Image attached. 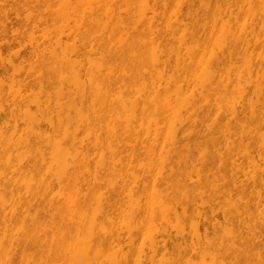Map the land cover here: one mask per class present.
Masks as SVG:
<instances>
[{
	"label": "bare ground",
	"instance_id": "bare-ground-1",
	"mask_svg": "<svg viewBox=\"0 0 264 264\" xmlns=\"http://www.w3.org/2000/svg\"><path fill=\"white\" fill-rule=\"evenodd\" d=\"M6 1L0 0V71L5 72L3 77L10 76L6 78L10 81L9 85L6 83L7 88L3 84L5 77L2 78L4 80L0 78V90L5 88L2 91L5 94L1 91L0 94L3 97H7L8 92L11 94L7 97L8 101L3 99L5 106L10 104L11 109L7 108L9 111L6 112L0 98V120L4 118L0 122V235L3 241L8 236L7 247L2 243L0 245V264H168L169 260L174 264L179 259L182 264H264V207L260 204L264 200L261 195L264 196V155L261 157V154H257L259 146H244L241 143L244 137L241 135L251 136L253 133L254 137L257 135L264 140V132H257L259 136L251 132L264 126V98L262 102L258 101L259 97L256 101L247 100L251 114L244 117L245 104L234 97L228 99L223 94L219 95L220 85L216 86L219 97L212 103L213 120L220 121L219 135L223 136L226 146L210 150L204 144L202 154H207L200 157L201 163L198 159L195 161L185 146L180 149L176 146L185 136L189 139L201 133L181 132L182 128L179 131L180 128L176 126L162 131L156 125L181 108L188 109V118L195 122L198 108L196 91L198 87L202 90L204 87L200 82L217 81L223 84L231 80V74L236 79L239 76L236 68L231 69L229 75L220 74L218 68L207 69L213 61L220 65L219 57L214 53L207 55L205 50L198 49L196 51H200V55L187 51L177 53L179 67H174L175 73L167 78L165 86H157L162 76L159 68L164 67L159 50L162 44L157 42L163 31L155 28L157 20H165L166 17L171 24L181 26L184 33L191 28L179 17L183 8L187 17L198 13L192 9L193 1H199L206 8L215 1L218 17L234 16L233 11L225 9L224 2L218 3L219 0H190V3L189 0ZM135 8L139 12H134ZM21 10H24V15L20 14L23 12L19 13ZM131 11L140 16L132 15ZM226 22L221 21L223 28ZM40 23L43 28L47 24L48 27L56 26H51L54 34L51 28L52 31L47 27L48 31L41 29ZM134 23L141 27L144 36H137L144 39L154 67L156 76L152 88L145 83L147 73L141 72L149 62L145 60V64H142L147 53L144 55L136 47L123 52L124 47L130 48L126 42L130 37L127 32L134 30ZM194 23L200 27L202 21L196 20ZM93 26H101L103 30L109 27L126 30L125 36L119 39L121 51L112 49V42L107 36L96 46ZM201 26L203 28L204 24ZM233 26L237 30L233 45L244 57L254 60L256 66H264V49L255 48L254 20L237 15L234 16ZM37 29L41 30V36L35 34ZM261 29L264 30V22ZM27 30L30 33H25V36L30 34L29 38L24 36ZM56 31L60 36L53 42L51 38L54 39ZM63 33L65 42L62 40ZM23 38L24 41L21 40ZM42 40L48 43H44V46ZM179 40L183 42L184 36H180ZM3 46H11L8 48L9 55L2 54ZM26 47L28 50H25ZM197 54L203 62L198 61ZM238 55L239 52L236 56L230 53L223 64L237 67L234 60ZM43 61H47L49 67H54L52 69H55L56 76L42 72L39 67H42ZM188 61L192 62L193 67L187 66ZM6 67H11L10 74L8 72L6 75V69L9 70ZM113 67L121 68L115 71ZM123 67L131 68L126 70ZM133 81L140 84L133 91H126V84ZM251 82V74L247 82L238 79L236 92L245 94ZM24 90L29 91L25 94ZM100 90L105 98L114 94L119 96L121 112L118 117L121 121L125 118V130H128L126 122L131 119L140 125L144 120L155 124L153 130L147 128L143 134L145 149L140 150L125 140L132 136L137 139L139 131L129 136L124 131L115 130V123L110 124L100 138V135L91 132L93 124L89 122L86 133L80 136V120L89 118V110L96 106L92 95ZM199 94L200 99L204 100L202 91ZM253 118L256 119L253 122L257 123V128L254 127L256 124L249 127ZM259 121L261 124H258ZM182 122L179 121L180 125ZM235 128L241 130V135L238 133L240 130L234 132ZM235 133L239 134V139ZM92 138L94 144L91 143ZM95 142L103 143L105 148L95 149ZM238 145L241 147L235 148ZM248 145L252 149L257 147L256 153L253 154ZM261 151L259 153H263ZM241 152L252 153L254 157L244 156ZM242 155L247 158H243L241 164L238 161ZM233 156L236 158L232 159ZM143 158L150 160L145 174ZM246 160L248 164L244 163ZM194 162H198L200 167ZM208 163L215 166L214 170L204 173L202 168H209ZM245 164L250 168L247 171L243 170ZM57 167L59 171L54 175L59 189L54 192L55 181L47 176L52 178L50 170ZM259 174L263 176V181L259 179ZM194 175L196 179H192ZM249 185L253 193L251 189V192L246 190ZM254 185L255 188L260 186L263 192L258 188L254 190ZM21 190L24 192L21 193ZM233 192L236 196L239 194L241 199L231 196ZM246 193L254 194L255 198L252 194L247 198ZM220 194H226L229 198H223ZM218 195L220 201L216 197ZM207 197H211L207 199L209 202L203 199ZM225 199H228L227 202ZM211 200L220 204L219 209L215 207L218 210L208 209ZM200 201H204L209 214L204 211L207 210L205 208L201 211L204 204L196 207ZM241 201L243 204L246 202V207ZM193 202L197 203L195 207H192ZM250 204L251 207L254 204L253 210L246 213L251 209ZM177 205L181 212L177 211ZM243 208L245 211L248 209L245 215L241 213L244 212ZM219 216L222 221L218 219ZM184 224L189 228L188 232L184 231ZM125 238L128 243L124 242ZM170 246L174 252L167 249ZM157 256L159 259L155 260Z\"/></svg>",
	"mask_w": 264,
	"mask_h": 264
},
{
	"label": "rangeland",
	"instance_id": "rangeland-1",
	"mask_svg": "<svg viewBox=\"0 0 264 264\" xmlns=\"http://www.w3.org/2000/svg\"><path fill=\"white\" fill-rule=\"evenodd\" d=\"M7 2H10V1H6V3ZM213 2V3H212ZM211 3H212V6L211 7H209V8H206L205 6H202L201 4H200V2L199 1H193L192 2V4H193V6H192V9H193V11H195V12H198L197 14H193L191 17H187L185 14H184V12H185V8H183V11L181 12L182 13V15L179 17V20L180 21H182L183 23H185V24H187V26L188 27H190L191 28V30H188V31H186V32H184L183 33V31H182V27L180 26V27H178L177 25H175L174 23L173 24H171V22H169V20H168V18L166 19V17H164L165 18V20L164 19H158L157 20V23H156V25H155V28H157L158 30H162L163 32H162V37H159V39L157 40V42H161V44H162V46L159 48V50H160V52H161V59H162V61H164V67L162 68V67H160L159 68V70H161V73H162V76H161V80H160V82H158L157 84V86H160V87H163V86H165V82H166V80H167V78L169 77V76H171V75H173L174 73H175V70H174V67H179V66H177V62H176V54L177 53H182V54H184L186 51L187 52H198L199 53V55H200V51H196V50H202V51H206V53H207V55L208 54H210V53H214V54H216L218 57H219V60H220V65L219 64H217L216 63V61H213L211 64H210V66L209 67H207V69L208 68H211V69H213V68H218L217 70L218 71H220L219 73L220 74H222V75H229V72H231V69H235L236 68V70H237V73L239 72V76L237 77V79H236V77H233V76H235V75H230L229 76V78H231V80L229 81V82H227V81H225L224 83H227V84H222V83H216V82H205L204 83V81L202 82H200V84H204V87H203V90L201 89V88H197V91H196V95H197V101H196V106L198 107L197 108V111H196V119H195V122H193V121H191V119H189L188 118V116H187V111H188V109H186V108H181L179 111H177V112H175V113H171L169 116V118L168 119H165V120H160V121H158L157 122V124L156 125H158V127H160L159 129L160 130H162V131H166V128H173L174 126H176V127H178V128H180L179 129V131L181 130V128H182V130H181V132H196V133H201L198 137H196L195 135L194 136H192V137H190L189 139H187L186 137L187 136H185L182 140H180V142L176 145V146H178L177 147V149H180V147H183V146H185V148H187L188 150H189V152L190 153H192L193 154V156H194V158H195V161H197V159H198V162H199V159H202V158H200V157H202V156H204L205 154H207V153H204V154H202V152H203V148H205V146H206V148L207 149H214V148H223L224 146H226L225 145V143H224V141H223V136L221 137L220 135H219V133H220V127H221V124H220V121H214L213 120V117H214V108H213V105H212V103L214 102V99L215 98H217V97H219V95L220 94H223V97L224 98H228V99H232V97H234L235 99H237V100H240L242 103H244L245 104V108H244V113H242V116H244V117H248L251 113H250V108L246 105V102H247V100H249V99H251V100H253V101H256V99L258 98V101H260V102H262V98H264V66H262V67H259V66H256V63H255V61L254 60H250V58L248 59V58H246V57H244L241 53H240V51H239V49L236 47V46H234L233 45V43H234V40H235V36H236V33H237V30H236V27L235 26H233L234 25V16H240L241 14L242 15H245V16H248V17H250V18H252L253 20H254V22H255V34H256V44H255V48L256 49H261V50H263L264 49V30L263 29H261L260 30V27H261V24H262V22H264V0H219V2L218 3H223L224 2V8L225 9H230L231 11H233V14H234V16H224V17H218L217 16V13H216V10H215V7H214V5H215V1H212ZM188 3H190V0L188 1ZM10 4V3H9ZM250 8V12H248V13H246L247 12V10ZM167 9H169V7L167 8ZM133 10V9H132ZM169 10H171V9H169ZM229 10V11H230ZM126 11H127V8H126ZM135 11H138V10H136V8L134 9V12ZM168 11V10H167ZM167 11H166V13H167ZM20 12H23V13H20ZM139 12V11H138ZM244 12V13H243ZM19 13L20 14H23L24 15V10H21V11H19ZM26 13V12H25ZM131 13H133V11H131ZM165 13V14H166ZM250 14H252L251 16H249ZM22 15V16H23ZM132 15H135V16H140V14H138V15H136V13H133ZM168 16V15H167ZM10 17H11V14H10ZM12 17H14V16H12ZM5 18V17H4ZM22 18V17H21ZM137 18H139V17H137ZM221 18L223 19V20H221ZM2 19V18H1ZM4 20V19H3ZM13 20H15V18L13 19ZM98 20H101L102 21V19L101 18H98ZM196 20H200V21H202V23H201V25H203L204 24V27L202 28V26L200 25V27H198L197 26V24H195L194 22L196 21ZM225 20H227L228 22H226V26L223 28L222 27V23H221V21H225ZM49 24H50V22H48ZM135 25H132V28L134 29V30H132L133 31V33H131L132 31H130V32H127L126 30H124L123 31V29H120V28H118V29H112V28H107L106 30H103L102 29V27L101 26H93V36H94V42H95V45L97 44V43H99V42H101L102 41V39L104 38V37H106L107 36V38L109 37L110 38V41L112 42V49L114 50V51H121V44H120V38H122V37H124L125 36V33L127 32V34H129L130 33V37H129V39L126 41L128 44H129V46H130V48H128V47H124L123 48V52H127L128 50H130V49H132V47H136L137 49H138V51L140 50V52L141 53H144V58L142 59L143 61H144V63H143V61H142V64L144 65L145 64V60H149V57L150 56H148V54H149V51H148V49H147V46L144 44V39H141L140 37H138L137 35H143V34H141V27L139 26V25H137L136 23H134ZM22 25H24V24H22ZM42 26H43V23H42ZM44 26H46V24L44 25ZM49 25L47 24V28L49 29V28H51V26L50 27H48ZM17 27H19V26H17ZM20 27H22V26H20ZM25 26H23V28H24ZM46 27H44L45 29H46V31H48V29L46 28ZM53 27H55L56 28V26H52V28ZM29 27H27V29H28ZM38 28H39V25H38ZM40 28L41 29H44L43 27H41V23H40ZM51 28V29H52ZM25 30H26V28H24ZM24 29H22V30H24ZM51 29H49V31L51 30ZM30 30V29H29ZM29 30H27L28 32H25L24 31V36L26 35L25 33H30L29 32ZM53 30V29H52ZM51 30V31H52ZM37 31H38V29H37ZM35 31V34L36 33H38V35L39 36H41V34L42 33H40V31ZM45 31V30H44ZM43 30H42V32H44ZM54 32V30L52 31V33ZM59 32V31H58ZM57 31H56V34H55V37H54V39H52L51 38V40L54 42V41H56L58 38L57 37H59L60 36V34L58 33ZM60 32H62V31H60ZM23 33V32H22ZM54 34V33H53ZM52 34V35H53ZM29 35L30 34H27V36H25L26 38H29ZM37 35V36H38ZM57 35V36H56ZM132 35H135V36H137V37H135V36H132ZM254 35V34H253ZM9 36H11V35H9ZM36 36V35H35ZM38 36V37H39ZM144 36V35H143ZM180 36H184V38H185V40L183 41V42H181L180 40H179V37ZM40 38V37H39ZM41 39V38H40ZM66 38H65V36H64V33H63V35H62V40H63V42H65L64 40H65ZM21 40H23L24 41V38L23 39H21ZM22 41V42H23ZM28 40L26 39V42H27ZM51 41V42H52ZM42 45H44L45 46V44H47L48 42L47 41H45V40H42ZM47 42V43H46ZM28 43V42H27ZM45 43V44H44ZM24 44V43H23ZM26 44V43H25ZM24 44V45H25ZM54 44V43H53ZM97 46V45H96ZM222 46H223V48H222ZM10 47L11 46H7V47H5V46H3L2 47V54L3 53H5L4 54V56H7L6 54H10V52H8L9 51V49H10ZM27 47H28V45H27ZM27 47H26V49L25 50H30V47H28V49H27ZM9 48V49H8ZM43 48V47H42ZM6 52H8V53H6ZM26 52V51H25ZM239 52V55H238V58L237 59H235L234 61H235V63H236V66L237 67H230V66H226V65H224L223 64V62L225 61V59H228V57H229V54L230 53H234V56H236V54ZM27 53V52H26ZM142 57H143V55H141ZM195 56H198V54L197 55H195ZM147 57V58H146ZM194 58V55H192V59ZM197 58V57H196ZM199 59L201 60V58L198 56V61H199ZM202 62H203V60H201ZM149 62H150V60H149ZM148 62V63H149ZM148 63H146V65H144V67L145 68H143L142 70H141V72H146L147 74H146V80H145V83L147 84V87H151L152 88V84H153V79H154V77L156 76L155 75V71L153 70V68L154 67H152L153 65H151V62L148 64ZM196 63V62H195ZM198 64H199V62H197ZM148 64V65H147ZM197 64V65H198ZM201 65H202V63H200ZM199 64V65H200ZM248 64L249 65H251V66H248ZM142 65V66H143ZM198 65V67H200ZM187 66L189 67H193V64H192V62L191 61H188L187 62ZM194 67H197V66H195L194 65ZM6 68H8L9 70H7L6 69V75L8 74V72L9 71H11V67H6ZM25 69H27V67H24ZM39 68H41L42 69V72H44L45 74H49L50 73V76L52 75L53 77H54V75L56 76V74H55V72H54V70L55 69H52V68H54V67H49V64H48V62L47 61H43L42 62V67H39ZM68 68V67H67ZM114 69H115V71L117 70V69H119V68H121V67H113ZM123 68H126V70H128L129 68H131V67H123ZM51 69L53 70V71H51ZM40 72V71H39ZM52 72H54V74H52ZM68 72V71H67ZM5 72L4 71H0V75L2 76H0V78L2 79V78H4L5 77V80L4 79H2V80H4L3 81V84L5 83V85H6V83H8L10 80H6V78L8 79L9 77L8 76H4L3 77V75H5L4 74ZM3 74V75H2ZM9 74H10V72H9ZM38 74V73H37ZM197 74H200V71H197ZM249 74H251V78H252V82H251V85H250V87L248 88V89H246L245 90V94H242V95H240L239 93H238V91L236 92V85H237V81H238V79H240L241 81H244V82H247L248 81V77H249ZM40 79H42V78H40ZM142 81V80H141ZM43 82V81H42ZM143 82V81H142ZM199 82V81H198ZM44 84L45 83H47L46 81H44L43 82ZM140 83L138 82V81H133V82H130V83H127L126 84V86H125V90L126 91H128V92H130L131 90L133 91V89H134V87L135 86H138ZM8 85H9V83H8ZM10 85H11V82H10ZM217 85H220V93H219V95H218V93H216V91L217 90H215V88H216V86ZM6 87H7V85H6ZM8 88V87H7ZM5 89V88H4ZM4 89H2V90H0L1 92L4 90ZM222 89V90H221ZM218 90V91H219ZM5 91H8V89L7 90H5ZM28 91L29 90H24V92H25V94H26V92L28 93ZM202 91V93H203V98H205L204 100H201L200 99V94H199V92H201ZM24 92H22L23 93V95H24ZM102 92V90H100L99 92H97V93H95V95H92V99H94L95 100V102H96V106H95V108L92 110V109H90L89 110V112H88V116H89V118H87V119H82V120H80L81 122L79 123V130H80V136H83L84 135V133H86V131H87V128H86V124L87 123H89V122H91L92 124H93V126L91 127V132L92 133H95V134H97V135H100V138L104 135V133L105 132H107V130H108V128H109V125L110 124H113V123H115V130H117L118 132H122V131H124V132H126L127 134H129V136H131V135H133V134H130V133H132V132H135V131H139L140 133H139V135H138V138L136 139V136H132V137H128L127 139H125V140H127V142H129V144L131 143L132 145H134V147H137V148H140V150H142V149H145V146H146V141L144 140V138H143V134H144V132H145V130H147V128H149V130H153V128H154V125L155 124H153L152 123V121L150 122V120H144L143 122H142V124L140 125V123L138 122V121H136L135 119H131V121H128V122H126V125L128 126V130H125L124 129V126H125V122H124V117L122 118V121L121 120H119V113L121 112V107H120V105H119V100H118V97L119 96H117V94H114V96H112V97H108V98H105V96L101 93ZM254 92V93H253ZM3 93V92H2ZM2 93L0 94V98H1V103H4L3 102V99L4 100H7L8 101V96L9 95H11V94H9V92H8V95H7V97H3L2 96ZM5 94V92L3 93V95ZM7 94V93H6ZM25 96V95H24ZM64 96V95H63ZM63 96H62V98H63ZM241 97V98H240ZM7 98V99H6ZM10 98H12V97H9V99ZM43 98V97H42ZM61 98V99H62ZM132 98V97H131ZM64 99H65V96H64ZM63 99V100H64ZM63 100H61V101H63ZM7 105V104H6ZM10 105V104H9ZM8 105V107L7 106H5V103H4V106L3 107H6V109H5V111L7 110V111H9L7 108H9V107H11V105L9 106ZM23 107V106H22ZM9 109H11V108H9ZM24 109V107L22 108V110ZM6 111V112H7ZM0 116H2V114L0 115ZM187 116V117H186ZM257 117H259V116H257ZM2 120H0V122H2L3 121V119L4 118H1ZM253 119H255V118H253ZM252 119V121L251 122H253V121H255L256 122V119L255 120H253ZM258 120L260 119V118H257ZM180 120H182L183 122H182V124L180 125V123H179V121ZM257 120V121H258ZM250 121V120H249ZM260 121H261V119H260ZM260 121L258 122V124H261L260 123ZM248 122V121H247ZM249 123V122H248ZM254 123V122H253ZM251 124V123H249L250 125H249V127L252 125V126H254L255 124V128H257L256 126H257V123H254V124ZM263 125V124H262ZM180 126V127H179ZM251 126V127H252ZM260 126V125H259ZM264 126H261L260 127V129H258L257 128V130H255V128L253 129V130H255V131H251V132H255V134L258 132V133H263L264 132V128H263ZM237 128V127H236ZM236 128H235V130H234V132H238V130H240V129H237L236 130ZM245 130H248V129H245ZM250 130H252V128L250 129ZM232 131V130H231ZM233 132V131H232ZM240 135H241V130L238 132ZM257 133V134H258ZM187 134V133H186ZM221 134V133H220ZM239 134H236L235 133V135H236V137L238 138V135ZM260 134H258V136H259ZM241 136H244L243 138H242V141H241V143H243V145L245 144H254V145H256L257 147L259 146L260 147V150H257L258 148L257 147H255L254 145V149H252L251 148V146L250 145H248V147H250V149L251 150H253L252 151V153L254 152V153H256L255 152V150H257V154H261V157H262V154L264 155V140L261 138V137H257V135L254 137V133H253V135H251V136H253V137H251V136H245V135H241ZM239 138H240V136H239ZM238 138V139H239ZM232 139H233V136H232ZM102 140V139H101ZM124 140V141H125ZM237 141H239V140H236V142ZM91 143H93L94 144V138H92L91 139ZM96 144H95V146H93L95 149H103V148H105V145H103V143H101V144H99L98 142H95ZM160 143V142H159ZM204 144H205V146H204ZM237 144H239V143H237ZM242 145V144H241ZM244 145V146H245ZM204 146V147H203ZM234 146V145H233ZM237 147H241L240 145H238V146H236L235 148H237ZM166 148L167 149H169V145H167L166 146ZM184 148V147H183ZM255 148H257V149H255ZM43 149H44V147H43ZM199 149H201V150H199ZM225 149V148H224ZM261 149L263 150V153H259V151L260 152H262L261 151ZM205 150V149H204ZM209 150V151H210ZM215 150V149H214ZM223 150V149H222ZM236 150V149H235ZM224 152H225V150H223ZM238 151V150H237ZM236 151V152H237ZM201 152V153H200ZM251 152V151H250ZM249 152V153H250ZM210 153H212V154H214L213 152H210ZM226 153V152H225ZM241 153H243V152H241ZM251 153V155L250 154H245V153H243L244 154V156L245 155H249L250 157H254V153L252 154ZM239 154H240V151H239ZM257 154L255 155V156H257ZM192 156V157H193ZM209 156H212V155H209ZM244 156L242 155V159L241 158H239L238 157V159L240 160V161H238V162H241V161H243V158H244ZM248 156V157H249ZM213 157V156H212ZM235 156H233L232 157V159H235L234 158ZM208 159H209V157H207ZM245 158H247V156L245 157ZM245 158H244V160H245ZM203 159H206V157L205 158H203ZM211 159V158H210ZM251 159V158H250ZM249 159V161H251ZM192 160H193V158H192ZM217 161V160H216ZM249 161H247L246 160V162H244V163H247V162H249ZM197 162V163H198ZM210 162V161H209ZM225 162H227V161H225ZM229 162V161H228ZM256 162H260V161H256ZM195 164H196V166H198V167H200L199 165V163H201V161L197 164L196 162H194ZM243 162H241V164H242ZM261 163V162H260ZM215 165H218V163L216 164V163H214ZM248 164V163H247ZM105 165H108L107 163H105ZM142 165H143V167H144V174H145V172L147 171V169L150 167V160L149 159H147V158H143V160H142ZM251 165V164H250ZM210 165H209V163H208V165H207V167H209ZM243 166V165H242ZM249 165H247L246 166V164H245V169L243 168V170L244 171H247L248 169H250L249 167H248ZM214 167L215 166H210L209 168H202V170L204 171V173L205 172H207L208 170H214ZM246 167H248V168H246ZM211 168V169H210ZM59 168L57 167V168H52L50 171H52V172H50L51 174H49V175H52V178H50L49 176H47V178L48 179H52V180H54L55 181V187H54V192H56V191H58V184H56V176L54 175V173H56L57 171H59L58 170ZM205 169H206V171H205ZM247 169V170H246ZM208 173V172H207ZM251 173V172H250ZM202 174H203V172H202ZM260 174H262V173H260ZM259 174V175H260ZM263 175V174H262ZM261 176V175H260ZM259 176V177H260ZM11 177H12V175H11ZM258 177V178H259ZM262 177V178H261ZM259 179H261V181H263L262 179H263V176H261ZM192 178V177H191ZM242 178H244V177H241V179ZM192 179H196V176L194 175L193 176V178ZM203 179V178H202ZM248 179V178H247ZM248 184H250V182L248 183ZM257 185V184H256ZM258 185H260V184H258ZM261 185H262V183H261ZM230 186H231V184H230ZM251 185H249V189H248V187H247V189L246 190H252V186L250 187ZM208 187V186H207ZM209 188V187H208ZM255 188V185L253 186V189ZM256 188H258V190H260V186L258 187H256ZM255 188V189H256ZM264 188V187H263ZM254 189V190H255ZM245 190V191H246ZM251 190H250V192H251ZM85 191V190H84ZM261 192H263V189L261 188V190H260ZM24 192V190H21V193H23ZM207 192H208V189H207ZM210 192V191H209ZM208 192V193H209ZM254 191L252 190V193H253ZM260 192V193H261ZM192 193H194V192H192ZM191 193V195H194V194H192ZM197 193V192H196ZM208 193H206L207 195H208ZM234 193V192H233ZM240 193V192H239ZM243 193H245V192H243ZM252 193H249V194H247L246 195V197L249 195L250 196V194H252ZM264 193V192H263ZM137 194V196L138 195H140V193H136ZM135 194V195H136ZM146 194V193H145ZM214 194H216V193H214ZM236 193H234V195L232 194L231 196H236L235 195ZM242 194V193H241ZM211 195V194H210ZM221 196H222V194H220ZM224 195V194H223ZM239 194H237V198H240V196H238ZM244 195V194H243ZM253 196V198H255V195L254 194H252ZM261 195H262V197H263V199H264V196H263V194L261 193ZM260 195V196H261ZM190 196V195H189ZM195 196V198H196V194L194 195ZM193 196V197H194ZM212 196L214 197L215 195H213L212 194ZM228 195H224V196H222L223 198H229V197H227ZM192 197V196H191ZM202 197V196H201ZM204 197H206V196H204ZM209 197V196H208ZM203 198L204 199V201H205V199H206V201L207 202H209L208 200L211 198ZM216 197H219V195L218 196H216ZM215 197V198H216ZM236 197L234 198L235 200H236ZM246 197H245V201L247 200L246 199ZM261 197V198H262ZM197 198H199L200 199V197L199 196H197ZM196 198V199H197ZM215 198L213 199V200H215ZM233 198V197H232ZM248 198V197H247ZM251 198V197H250ZM253 198H252V200H253ZM195 199V200H196ZM202 199V200H203ZM208 199V200H207ZM241 199V198H240ZM243 199H244V197H242V201H243ZM260 199V198H259ZM218 200V199H217ZM222 200V199H221ZM227 200L228 199H225V202H227ZM248 200H250V199H248ZM255 200V199H254ZM254 200H253V202H254ZM262 199H260V201H261ZM198 201V200H197ZM204 201H200L199 202V205L197 206L196 204H194V202H193V206L192 207H195L194 205H196V207H201V205H203L204 204ZM212 201V200H211ZM219 201H220V197H219ZM218 201V202H219ZM223 201V200H222ZM237 201V200H236ZM241 201V202H242ZM257 201V200H256ZM255 201V202H256ZM260 201H257V202H260ZM201 202H203V203H201ZM249 201H247V203H248ZM250 202L252 203V201L250 200ZM222 203H224V202H222ZM221 203V204H222ZM245 203L246 202H244V204H243V202H242V205L243 206H245ZM201 204V205H200ZM208 204V203H207ZM211 204L213 205V207L211 206ZM219 203H217V201H212L211 203H210V206H208L207 208L208 209H211V210H218L219 209V205H218ZM225 204H227V203H225ZM229 204V203H228ZM257 204V203H256ZM263 207H264V200L263 201H261V203H260ZM259 203H258V207H260L261 205H260ZM190 205V204H189ZM191 205H192V203H191ZM205 205V204H204ZM209 205V204H208ZM224 205V204H223ZM239 205H240V203H239ZM246 205H248V204H246ZM253 206H254V204H252ZM180 206V205H179ZM218 206V209H215V207H217ZM225 206V205H224ZM223 206V207H224ZM227 206V205H226ZM229 206V205H228ZM253 206L251 207V204H250V207H251V209L250 210H248L249 209V205L247 206V212L245 211V208H243L242 210H244V212H242L241 211V213H244L243 215H245L246 213H250V211L252 212V210H253ZM199 207V208H200ZM240 207V206H239ZM237 208V211L239 212V210H240V208ZM242 207V206H241ZM246 207V206H245ZM180 208H181V206H180ZM189 208V211H190V206L188 207ZM204 208L205 209H207L206 208V205L203 207V208H201V211L202 210H204ZM214 208V209H213ZM221 208V207H220ZM262 208V207H261ZM193 209V208H192ZM198 209V208H197ZM207 209V210H208ZM222 209V208H221ZM226 209V208H225ZM229 209H230V207H229ZM262 209H264V208H262ZM262 209H260V210H262ZM179 210V208H178V205H177V211ZM200 210V209H199ZM207 210H204L207 214H209L210 213V210H208L209 212H207ZM180 212H181V209L179 210ZM178 211V212H179ZM234 210H232V212H233ZM236 212V211H235ZM234 212V213H235ZM246 212V213H245ZM262 212H264V211H262ZM247 217V216H246ZM221 219V217L219 216L218 217V219ZM198 219H196V221H197ZM263 220H264V218H263ZM221 221H222V219H221ZM245 221L247 222L248 220H247V218H245ZM188 222V221H187ZM249 222V221H248ZM186 223V222H185ZM189 223H190V221H189ZM184 226H185V228H184V231H186V232H188V229H187V225H185L184 224ZM189 226H190V224H189ZM247 226H249V225H247ZM250 226H252L251 224H250ZM169 228V227H168ZM171 230L172 229H170L169 231L171 232ZM202 230V232H203V229L201 228L200 229V231ZM174 230H172V232H173ZM201 232V233H202ZM174 234H175V232H173ZM172 233V235H174ZM25 238H27L26 236H25ZM7 240H8V236L6 237V240L5 241H3V238H2V235H0V245H1V243L3 244V246L4 247H7ZM125 243H128V239L127 238H125V241H124ZM190 242V241H189ZM171 243H173V241L171 242ZM170 242H169V244H171ZM175 243V242H174ZM172 245V244H171ZM172 247H173V245H172ZM172 247L170 246L169 248H167V249H170L171 251H175V250H172ZM174 249V248H173ZM170 250H168V252L170 251ZM264 250V249H263ZM170 251V252H171ZM264 252V251H263ZM168 255H169V253H168ZM167 255V256H168ZM158 256H160L159 254H158ZM157 256V257H158ZM170 256V255H169ZM168 256V257H169ZM155 258V260H158L159 259V257L158 258ZM62 258V257H61ZM173 258V257H172ZM175 258V257H174ZM173 260V259H172ZM175 260V259H174ZM176 260H178L177 258H176ZM173 262V261H172ZM181 262V259H179L177 262L176 261H174V264L176 263H178V264H182V262ZM61 263H62V260H61ZM170 263V260H169V262H168V264ZM163 264V263H162ZM165 264V263H164ZM170 264H173V263H170Z\"/></svg>",
	"mask_w": 264,
	"mask_h": 264
},
{
	"label": "flooded vegetation",
	"instance_id": "flooded-vegetation-1",
	"mask_svg": "<svg viewBox=\"0 0 264 264\" xmlns=\"http://www.w3.org/2000/svg\"><path fill=\"white\" fill-rule=\"evenodd\" d=\"M11 31V30H10Z\"/></svg>",
	"mask_w": 264,
	"mask_h": 264
}]
</instances>
